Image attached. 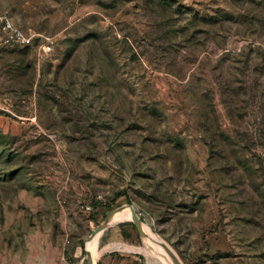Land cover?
Here are the masks:
<instances>
[{
	"label": "rangeland",
	"instance_id": "obj_1",
	"mask_svg": "<svg viewBox=\"0 0 264 264\" xmlns=\"http://www.w3.org/2000/svg\"><path fill=\"white\" fill-rule=\"evenodd\" d=\"M3 12L56 42L0 50V264H85L127 204L181 264H264V0ZM101 233L95 264H165L129 221Z\"/></svg>",
	"mask_w": 264,
	"mask_h": 264
},
{
	"label": "built area",
	"instance_id": "obj_2",
	"mask_svg": "<svg viewBox=\"0 0 264 264\" xmlns=\"http://www.w3.org/2000/svg\"><path fill=\"white\" fill-rule=\"evenodd\" d=\"M56 39L53 35H46L32 30L17 27L7 13H0V49L1 48H28L36 57L49 53ZM96 199H100L97 196ZM89 210V206H83Z\"/></svg>",
	"mask_w": 264,
	"mask_h": 264
},
{
	"label": "bare ground",
	"instance_id": "obj_3",
	"mask_svg": "<svg viewBox=\"0 0 264 264\" xmlns=\"http://www.w3.org/2000/svg\"><path fill=\"white\" fill-rule=\"evenodd\" d=\"M124 220L130 222V211H129V208L127 206H124L122 209H120L119 211H117L112 216L111 220L108 223V226L109 225H112V224H115L117 222L124 221ZM142 229L146 233V237L142 238L144 240V242H145V246L143 247V252L145 253V255H148V257L149 256L152 257L151 248L153 249V251H158L160 249L163 252V254L165 255V257H166V258H162V261L165 264H172L171 263V260H170V258L168 256V254L166 253V251L162 247V243H164V241L159 236H157L156 234H154L147 227V225L144 224V223H142ZM100 234H102L100 231L97 232V233H95L92 236L91 239H87V241L85 242V248H86L85 250L90 253L93 261L95 260V258L97 256V240H98ZM164 244H166V243H164ZM166 246L171 250V248L167 244H166ZM172 253H173V251H172Z\"/></svg>",
	"mask_w": 264,
	"mask_h": 264
},
{
	"label": "water",
	"instance_id": "obj_4",
	"mask_svg": "<svg viewBox=\"0 0 264 264\" xmlns=\"http://www.w3.org/2000/svg\"><path fill=\"white\" fill-rule=\"evenodd\" d=\"M129 208L130 211V222L132 223L136 233L138 234V236L140 238H144L146 237V233L144 232V230L142 229V222L140 220V218L137 216V214L135 213L133 207L129 204L125 205ZM124 207V205L122 206H118L114 209L109 210L104 217L101 219V221L89 232V235L87 236V239H91L92 236L97 233V232H102L106 227H108V223L111 220L112 216L119 211L120 209H122ZM162 247L164 248V250L166 251V253L168 254L171 263L172 264H181V262L178 260V258L172 253V251L166 246V244L162 243ZM84 250V249H83ZM84 254H85V264H95L94 261L92 260V257L90 255L89 252H87L86 250H84Z\"/></svg>",
	"mask_w": 264,
	"mask_h": 264
},
{
	"label": "trees",
	"instance_id": "obj_5",
	"mask_svg": "<svg viewBox=\"0 0 264 264\" xmlns=\"http://www.w3.org/2000/svg\"><path fill=\"white\" fill-rule=\"evenodd\" d=\"M1 49H7V48H1ZM11 49V48H10ZM14 49V48H13ZM16 49H28V48H16Z\"/></svg>",
	"mask_w": 264,
	"mask_h": 264
},
{
	"label": "crops",
	"instance_id": "obj_6",
	"mask_svg": "<svg viewBox=\"0 0 264 264\" xmlns=\"http://www.w3.org/2000/svg\"><path fill=\"white\" fill-rule=\"evenodd\" d=\"M14 49H16V48H14ZM0 50H4V49H0Z\"/></svg>",
	"mask_w": 264,
	"mask_h": 264
}]
</instances>
